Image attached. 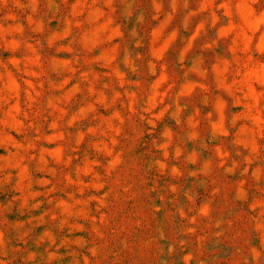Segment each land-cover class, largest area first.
Returning <instances> with one entry per match:
<instances>
[{"label":"rangeland","instance_id":"1","mask_svg":"<svg viewBox=\"0 0 264 264\" xmlns=\"http://www.w3.org/2000/svg\"><path fill=\"white\" fill-rule=\"evenodd\" d=\"M0 264H264V0H0Z\"/></svg>","mask_w":264,"mask_h":264}]
</instances>
